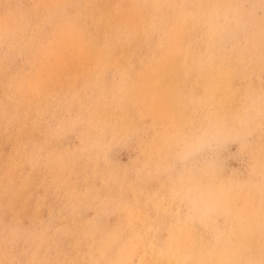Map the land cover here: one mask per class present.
<instances>
[{
  "label": "rangeland",
  "instance_id": "1",
  "mask_svg": "<svg viewBox=\"0 0 264 264\" xmlns=\"http://www.w3.org/2000/svg\"><path fill=\"white\" fill-rule=\"evenodd\" d=\"M25 1L0 0V39L6 36L13 50V59L3 58L6 49L0 42V65L10 66L18 72L16 83L11 87L7 88V80L0 81V115H3L0 116V125L10 124L11 121L10 125L13 124L15 128L23 125L26 131L32 133L39 129L35 137L29 132L24 135L13 132L0 139V264H56L61 258L67 264H145L142 248L150 254L158 251L157 264H167L166 257L172 264H193L192 260L197 258L200 259L199 264H264V248L259 238L256 239L257 251L250 255L246 253V249L255 245V237L263 239L264 235V213L259 211L251 197V190L255 189L264 201V180L253 168L247 152L239 153L235 135L218 136V141L210 137L207 126L200 129L197 125L199 115L194 103L186 105V110L191 111L189 115L186 110L181 111H186V119L190 120L179 124L180 120L183 123L181 116L170 114L165 119L163 113L156 110L163 108V105L155 101L145 103L143 95L134 97L131 106L125 98L120 97L115 102L108 99L113 91L118 92L108 87L115 83L119 72L128 70L132 74L137 69L131 65L135 63L134 56H128L129 59L125 57L128 49H136L142 56L149 53L155 56L158 64L166 61L165 55L156 56L160 50L172 56L179 55L182 62L190 59V64H193L191 58H212L213 50L206 38L203 42L205 54L195 53L184 61L182 57L187 55V48L184 46L183 50L179 43L180 37L176 34L180 28L178 21L174 22L171 18L163 22L154 21L158 2L175 18L183 15L170 0ZM209 1L178 0V3L184 7L185 15L195 13L198 8V13H202L206 20L207 13L213 14L215 8L214 3ZM230 1L231 6L236 3L239 13L248 15L251 12L249 15L256 23L244 24L238 30H231V36L219 37L221 41L231 38L225 44L227 50L229 42L241 45L250 38V27H256L258 23L264 28V0ZM164 2L170 5L162 4ZM198 2L200 5H197ZM135 3L136 10L144 8L153 15L145 26L136 30L130 25V29L121 26L122 29L118 31L103 22L106 15L112 20V14L134 10ZM36 10H39V15H36ZM20 15L29 18L31 26L20 28L16 23V17ZM231 24V27H235ZM140 29L142 31L137 32ZM125 45L127 48H124ZM248 56L261 67L264 66L262 50ZM248 61L243 59L241 62L247 65ZM261 72L264 79V69ZM170 74V77L176 75L174 72ZM177 76V84L183 88L181 91L199 82L196 91L189 93L187 98L201 105L204 117L217 114L213 108L214 96L220 88L214 85V81L207 82L204 73L200 74L196 67L191 69L189 66L182 67ZM43 78L48 79L45 86ZM76 81H79L78 84ZM36 84L41 86V92L35 88ZM246 84L243 79L238 83L236 81V86L246 89L247 94L259 95L264 91L260 89L257 79ZM178 85L174 88H178ZM26 87L30 89V94L26 92ZM159 97L155 95L156 99L163 101L164 96L162 100ZM259 98L264 103V95L257 96ZM29 103L32 106L27 112H19ZM33 104L42 106L40 119H36L30 111L35 107ZM240 110L249 111L244 107H240ZM253 112H257V109ZM261 115L264 116V112ZM51 120L52 123L49 122ZM135 129L138 132L133 133ZM61 166L68 169V174L61 172ZM215 167L221 168L220 176L215 174ZM14 170L19 172L13 173ZM66 174L67 177H64ZM63 177L67 180L65 190ZM113 197H119L118 201L115 202ZM141 206L144 211H141ZM111 209H119L116 215L119 234L110 233L112 226L116 225ZM129 209L139 212L131 213ZM144 214L153 215L155 221L149 223ZM190 224L196 226L206 240L199 244L200 252L196 251L195 246L186 245L189 258L181 261L177 254L167 251L166 244L173 241L179 228H188ZM216 230L219 231L215 233ZM55 231L67 238V247L56 245L47 248L45 240ZM143 234L158 237L151 242V239L140 238Z\"/></svg>",
  "mask_w": 264,
  "mask_h": 264
},
{
  "label": "bare ground",
  "instance_id": "2",
  "mask_svg": "<svg viewBox=\"0 0 264 264\" xmlns=\"http://www.w3.org/2000/svg\"><path fill=\"white\" fill-rule=\"evenodd\" d=\"M9 1V0H8ZM25 1V0H24ZM72 1V0H71ZM83 2V0H81ZM95 1V0H94ZM135 2V0H133ZM132 1V2H133ZM137 1V0H136ZM173 4L174 7L181 12V14L178 16V18H175L172 16L168 10L163 9V6L158 2V5L156 6L158 9H156L157 13L154 14L155 19L154 21L157 22H163L171 18L174 22L178 21V25L180 26L179 29L176 30V34L179 35L180 40L179 43L181 47L183 48L184 46L187 48V55L182 57L184 61L186 60L187 57L193 56V54L198 53V54H205V46L203 44L205 38L207 41L208 46L213 50V56L212 58L209 59H198V58H191L193 64H190V59L187 60L186 62H182L180 60V56L175 54L171 55L168 52L163 53L161 50L159 53H157L156 56L159 55H165L166 61L165 63H156L154 57L151 54H146L145 56H142V54L136 50L132 49L130 51L129 49L125 52V57L129 59L128 56H134L135 63L131 64L134 68H137L133 71V75L128 72V70H122L119 72V75L115 78L113 85L108 87V89L112 88V90H117L118 92H114L111 94V98H108L112 101H118L119 98L124 99L127 101V103L130 104V106L133 103L134 97L143 95V100L145 103H151V101H155L157 103H161L163 105V108L161 109H156L159 110L163 113V116L165 119L167 117H170V114L172 115H177L181 116L183 119V123L180 120L179 124H184L186 120H190V118L186 119V111L188 115L191 113L190 110H186V105L188 103H194L196 112L199 115V120L197 119V122L201 128H206L208 134L210 137L215 138L216 141L219 140V137H227L230 135H235V141L239 149V153L243 154L244 151L247 152V157L249 161L251 162L253 168L259 172L260 175H262V180H264V116L261 115V113L264 112V103L261 102V98L257 99V96L262 97L264 95V91L259 93H255V95L247 94L246 89H241L239 86H236V81H240L241 79L244 80L246 85L251 80L257 79V81L260 83V89L264 90V79H263V73L261 72V69H264L261 67L258 62L250 58L248 55L255 54L256 51L262 50L264 52V28L261 25H258L256 27H250L249 33H250V38L245 39L244 42L241 45H236L232 41L229 42V50L225 48V44L228 42L227 39L226 41H221L219 40V37L224 38L225 36L223 35H229L231 36V30L233 29H239V27H242L244 24L245 26L247 24H253L256 23L253 21V16L249 15L251 12L247 14H242L239 13L236 10V3H233L231 6V1L230 0H210L214 3L213 6L214 8V13H207V19L205 20V16L202 15V13H198V8L197 11L195 10V13H191L190 15H185L184 13V7H182L179 3L178 0H170ZM209 1V2H210ZM13 2V1H12ZM16 2V1H15ZM26 2V1H25ZM79 2V1H77ZM104 2V1H103ZM110 2V1H109ZM197 2V0H196ZM208 2V3H209ZM30 3V2H29ZM94 3V2H93ZM98 3V2H97ZM112 3V2H110ZM185 3V2H184ZM4 4V3H3ZM9 4V3H8ZM18 4V3H16ZM31 4V3H30ZM90 4V3H89ZM105 4V3H104ZM162 4H167L170 5L169 3H162ZM186 4V3H185ZM192 4V3H191ZM246 4V3H245ZM75 5V4H74ZM82 5V4H81ZM136 7L134 10L131 9V11H125L122 10L120 13H116L115 15L112 14V20L109 19V17L106 15L104 18L103 22L107 24V27L109 28H114L119 31V29H122L121 26H125L127 29H130V26L133 27L135 30L139 29L142 27V25L148 23L151 21L149 17H153L151 12L149 13L146 11L144 8H140L137 4L135 3ZM140 5V4H138ZM187 5V4H186ZM190 5V4H189ZM194 5V4H193ZM197 5H200L199 2ZM196 5V6H197ZM242 5V3H241ZM18 6V5H17ZM78 6V4H77ZM80 6V4H79ZM205 6V5H204ZM212 6V5H211ZM239 7L240 4H238ZM11 7V6H10ZM19 7V6H18ZM23 7V6H22ZM74 7V6H73ZM83 7V6H81ZM88 7V6H87ZM105 7V6H104ZM200 7V6H199ZM210 7V6H209ZM264 7V6H263ZM13 8V7H12ZM77 8V7H76ZM213 8V7H212ZM83 9V8H81ZM88 9V8H87ZM98 9V8H97ZM190 9V8H189ZM204 11V7L202 9ZM211 10V9H210ZM213 10V9H212ZM244 10V9H242ZM2 11V10H1ZM191 11V10H190ZM194 11V10H193ZM240 11V9H239ZM245 11V10H244ZM36 15H39V10L35 11ZM76 12V11H75ZM78 12V11H77ZM189 14V10L187 11ZM197 12V14H196ZM201 12V11H200ZM209 12V11H208ZM241 12V11H240ZM1 13V12H0ZM5 13V12H4ZM14 13V12H13ZM79 13V12H78ZM115 13V12H114ZM245 13V12H244ZM15 14V13H14ZM83 14V13H82ZM85 14V13H84ZM93 14V13H92ZM206 14V12H205ZM94 15V14H93ZM12 16V15H11ZM10 16V17H11ZM65 16V15H63ZM85 16V15H84ZM95 16V15H94ZM66 17V16H65ZM67 18V17H66ZM75 18V17H74ZM80 18V17H79ZM78 18V19H79ZM81 19V18H80ZM84 19V18H83ZM60 20V19H59ZM29 18L25 17L24 15H20L16 17V23L19 25L20 28L24 29L27 28L28 26H31L29 23ZM87 22V21H86ZM71 23V22H70ZM69 23V24H70ZM94 23V22H93ZM171 23V22H170ZM232 23V24H231ZM176 24V23H175ZM235 25L234 26H230ZM92 25V24H91ZM130 25V26H129ZM187 25V27H185ZM63 26V25H62ZM96 26V25H95ZM145 26V25H144ZM160 26L163 27V25L160 24ZM159 26V27H160ZM176 26V25H175ZM98 27V26H97ZM123 27V28H125ZM165 27V26H164ZM63 28V27H62ZM144 28V27H143ZM147 28V27H146ZM166 28V27H165ZM51 29V28H50ZM85 29V28H84ZM126 29V30H127ZM133 29V30H134ZM145 29V28H144ZM157 29V28H156ZM159 29V28H158ZM161 29V28H160ZM168 29V27H167ZM166 29V30H167ZM252 29H256V31H252ZM72 30V29H71ZM97 30V29H96ZM102 30V29H101ZM104 30V29H103ZM54 31V30H53ZM51 31V32H53ZM68 31V30H67ZM66 31V32H67ZM125 31V30H124ZM123 31V32H124ZM142 31L141 29L137 32ZM156 31V30H155ZM160 31V30H159ZM162 31V29H161ZM65 32V31H64ZM65 32V33H66ZM104 32V31H103ZM130 32V31H129ZM136 32V33H137ZM145 32V30H144ZM157 32V31H156ZM155 32V33H156ZM57 33H59L57 31ZM71 33V32H69ZM158 33V32H157ZM61 34V32H60ZM64 34V33H63ZM72 34H74L72 32ZM87 34V33H86ZM109 34V33H108ZM110 34H113L110 33ZM117 34V33H116ZM125 34V33H123ZM152 34V32H151ZM154 34V33H153ZM52 35V34H51ZM59 35V34H58ZM66 35V34H65ZM68 35V34H67ZM70 35V34H69ZM128 35V34H127ZM141 35V34H140ZM139 35V36H140ZM146 35V34H145ZM177 35V36H178ZM63 36V35H62ZM73 36V35H72ZM103 36V35H102ZM111 36V35H108ZM126 36V35H125ZM132 36V34H131ZM137 36V35H136ZM152 36V35H151ZM172 36V35H170ZM49 37V35H48ZM60 37V36H59ZM66 37V36H65ZM74 37V36H73ZM113 37V36H112ZM174 37V34H173ZM183 37V39H182ZM61 38V37H60ZM120 38V37H119ZM127 38V37H126ZM178 38V37H177ZM48 39V38H47ZM64 39V38H63ZM68 39V38H67ZM71 39V38H70ZM108 39V38H107ZM140 39V38H139ZM143 39V38H142ZM151 40L150 38H148ZM44 40V39H43ZM59 40V39H58ZM57 40V41H58ZM65 40V39H64ZM63 40V41H64ZM69 40V39H68ZM67 40V41H68ZM74 40V39H73ZM89 40V39H88ZM91 40V39H90ZM110 40V39H109ZM130 40V38H129ZM176 40V39H175ZM42 41V40H41ZM46 41V39L44 40ZM50 41V40H49ZM48 41V42H49ZM56 41V40H55ZM62 41V42H63ZM111 41V40H110ZM141 41V40H140ZM219 41L221 42L222 46L220 45ZM0 42L2 43V47L6 49V54L3 56V58H12L13 56V50L11 49V42L8 41L6 36H3L0 39ZM71 42V40H70ZM81 42V41H80ZM43 43V42H42ZM47 43V41H46ZM77 43V42H76ZM145 43V42H143ZM142 43V44H143ZM176 43V42H175ZM34 44V43H33ZM39 44V43H38ZM64 44V43H63ZM108 44V43H107ZM111 44V43H110ZM127 44V43H126ZM130 44H132L130 42ZM40 45V44H39ZM44 45V44H42ZM97 45V44H96ZM133 45V44H132ZM146 45V44H144ZM151 45V44H150ZM38 46V45H37ZM48 46V45H44ZM43 46V47H44ZM52 46V45H51ZM60 46V45H59ZM78 46V45H77ZM131 46V45H130ZM50 47V46H49ZM48 47V48H49ZM54 47V46H53ZM57 47V46H56ZM62 47V46H61ZM70 47V46H69ZM81 47V46H80ZM86 47V46H85ZM96 47V46H95ZM126 45L124 46V48ZM134 47V45H133ZM24 48V47H23ZM35 48V47H34ZM41 48V47H40ZM60 48V47H59ZM63 48V47H62ZM67 48V47H66ZM76 48V47H75ZM84 48V47H83ZM127 48V47H126ZM142 48V47H141ZM168 48V47H167ZM18 49V48H17ZM44 49V48H43ZM68 49V48H67ZM65 49V50H67ZM71 49V48H70ZM77 49V48H76ZM85 49V48H84ZM120 48H118L119 50ZM152 49V48H151ZM207 50H209L208 47H206ZM19 50V49H18ZM36 50V49H35ZM69 50V49H68ZM126 49H124L125 51ZM159 50V49H158ZM184 50V48H183ZM77 51V50H75ZM84 51V50H83ZM157 51V50H156ZM167 51V50H166ZM182 51V50H181ZM210 51V50H209ZM232 51V52H230ZM237 51V52H236ZM28 52V51H27ZM71 52V50L69 51ZM183 52V51H182ZM186 52V51H185ZM236 52V53H233ZM4 53V52H3ZM31 53V52H30ZM40 53V52H38ZM46 53V52H45ZM68 55V52H66ZM78 53V52H76ZM99 53V52H98ZM152 53V51H151ZM42 54V53H41ZM73 54V53H72ZM79 54V53H78ZM124 54V53H123ZM141 54V55H140ZM184 54V53H183ZM30 55V54H29ZM28 55V56H29ZM48 55V54H47ZM71 55V54H70ZM84 55V54H83ZM16 56V55H15ZM32 56V55H31ZM41 56V55H40ZM95 56V55H94ZM112 56V55H111ZM110 56V57H111ZM17 57V56H16ZM26 57V56H25ZM30 57V56H29ZM38 57V56H36ZM42 57V56H41ZM69 57V56H68ZM72 57V55H71ZM79 57H82L79 55ZM106 57V56H105ZM39 58V57H38ZM83 58V57H82ZM125 58V59H126ZM205 58V57H204ZM13 59V58H12ZM37 59V58H36ZM43 59V58H42ZM69 59V58H68ZM72 59V58H71ZM87 59V58H86ZM94 59V58H93ZM120 59V58H118ZM243 59H249L247 62V65H243L241 61ZM23 60V59H22ZM22 60H20L22 62ZM25 60V58H24ZM34 60V59H33ZM85 60V59H84ZM95 60V59H94ZM113 60V59H112ZM157 60V59H156ZM11 61V60H10ZM102 61H104L102 59ZM122 61V60H121ZM2 62V61H1ZM36 62V61H34ZM53 62V61H52ZM86 62V61H85ZM8 63H10L8 61ZM19 63V62H18ZM27 63V62H26ZM37 63V62H36ZM60 63V62H58ZM70 63V62H69ZM94 63V62H93ZM105 63V62H104ZM126 63V62H125ZM17 64V63H16ZM24 64V63H23ZM29 64V63H28ZM39 64V63H38ZM63 64V63H60ZM76 64V62H75ZM87 64V63H86ZM90 64V63H89ZM97 64V63H96ZM102 64V63H101ZM113 64V63H112ZM121 64V63H120ZM124 64V63H123ZM45 65V64H44ZM115 65V63H114ZM128 65V63H127ZM33 66V65H32ZM36 66V65H35ZM51 66V65H48ZM65 66V65H64ZM63 66V67H64ZM66 66H68L66 64ZM71 66V65H70ZM69 66V67H70ZM73 66V65H72ZM85 66V65H84ZM116 66V65H115ZM125 66V65H124ZM196 67L197 70L199 71L200 74H205L207 77V82H213L216 87H219L220 89L215 93L214 96V105L213 108L217 114H211L210 116H203L202 115V110H201V105L197 102H192L187 98V95L189 93L195 92L196 87L199 85V82H194L192 85H188L186 88L187 94L184 93V91H181L183 89L181 86L177 84L179 81V78L177 74L179 73L180 69L182 67ZM13 67V66H12ZM17 67V66H16ZM41 67V65H40ZM62 67V68H63ZM68 67V68H69ZM86 67V66H85ZM93 66H91L92 68ZM121 67V66H120ZM126 67V66H125ZM131 67V66H130ZM15 68V66H14ZM20 68V67H19ZM25 68V66H24ZM34 68V67H33ZM37 68V66L35 67ZM43 68V67H42ZM45 68V66H44ZM43 68V69H44ZM49 68V67H48ZM52 68V67H51ZM67 68V69H68ZM88 68V66L86 67ZM64 69V68H63ZM74 69V67H73ZM89 69V68H88ZM95 69V68H94ZM113 69V67H112ZM115 69V68H114ZM113 69V70H114ZM32 70V68H31ZM41 70V68H40ZM59 68L57 69V71ZM66 71V69H64ZM120 70V69H119ZM131 70V69H130ZM63 71V70H61ZM69 71V69H68ZM95 71V70H94ZM105 71V70H104ZM117 71V70H116ZM93 72V71H92ZM112 72V71H111ZM170 72L176 73L175 77H170ZM203 72V73H202ZM42 73V72H41ZM58 73V72H57ZM67 73V71H66ZM70 74H72L69 71ZM90 73V72H89ZM191 73V70L190 72ZM48 74V73H47ZM78 74V73H77ZM88 74V73H87ZM109 74V73H108ZM181 74V73H180ZM0 75H3V77H0V81L6 82L7 80V88L16 83V76L18 75V72L16 69H12L10 66H1L0 65ZM27 75V74H24ZM60 75V74H59ZM64 75V74H63ZM79 75V74H78ZM81 75V74H80ZM79 75V76H80ZM86 75V74H85ZM93 75H95L93 73ZM106 75V74H105ZM114 75V74H113ZM31 76V74H30ZM37 76V75H36ZM46 76V75H45ZM67 76V75H66ZM172 76V75H171ZM23 77V76H22ZM50 77V76H49ZM68 77V76H67ZM71 77V76H70ZM81 77V76H80ZM79 77V78H80ZM106 77V76H105ZM181 77V76H180ZM3 78V79H2ZM27 78V77H26ZM33 78V77H32ZM62 78V77H61ZM65 78V77H63ZM62 78V79H63ZM72 78V77H71ZM70 78V79H71ZM85 78V77H84ZM89 78L90 75H89ZM88 78V79H89ZM18 79V78H17ZM23 79V78H22ZM39 79V77H38ZM37 79V80H38ZM69 79V80H70ZM263 79V80H262ZM36 80V79H35ZM43 86L47 85V78H43ZM79 80V79H78ZM84 80V79H83ZM87 79H85L86 81ZM90 80V79H89ZM88 80V81H89ZM93 80V79H92ZM209 80V81H208ZM25 81V80H24ZM80 81V80H79ZM78 81V82H79ZM108 81V80H107ZM186 81V79L184 80ZM77 82V81H76ZM77 82V84H78ZM81 82V81H80ZM3 83V82H2ZM20 83V82H18ZM24 83V82H23ZM59 83V82H58ZM61 83V82H60ZM63 83V82H62ZM61 83V84H62ZM106 83V82H105ZM55 84V83H54ZM65 84V83H64ZM92 84V83H91ZM255 84V83H254ZM19 85V84H18ZM21 85V84H20ZM103 85V84H102ZM178 85V88H174V86ZM16 86V85H15ZM29 86V85H28ZM91 86V85H89ZM104 86V85H103ZM255 86V85H254ZM253 86V87H254ZM11 87V86H10ZM13 87V86H12ZM17 87V86H16ZM30 87V86H29ZM76 87V86H75ZM88 87V86H86ZM93 87V86H92ZM91 87V88H92ZM97 87V86H96ZM100 87V85H99ZM177 87V86H176ZM186 87V86H185ZM230 87L229 90H227ZM19 88V87H18ZM35 88L39 89V92H41V86L36 84ZM174 88L173 90H170ZM24 89V87H23ZM65 89V88H64ZM70 89V88H69ZM90 89V87H88ZM19 90V89H18ZM21 90V89H20ZM56 90V89H55ZM61 90V89H60ZM71 90V89H70ZM80 90V89H79ZM180 90V91H179ZM56 91H59L58 89ZM62 91L63 88H62ZM81 91V90H80ZM96 91V90H95ZM208 91V90H207ZM18 92V91H17ZM26 92L30 94V89L26 87ZM38 92V93H39ZM88 92V90H87ZM97 92V91H96ZM95 92V93H96ZM108 92V91H107ZM8 93V92H7ZM20 93V91H19ZM23 93V90H22ZM58 93V92H57ZM109 93V92H108ZM211 93V92H210ZM24 94V93H23ZM33 94V93H32ZM31 94V97L33 98ZM56 94V93H55ZM64 94V93H63ZM69 94H71L69 92ZM75 94V93H74ZM155 95H160L159 98L164 96L163 101H160L155 98ZM37 96V95H36ZM55 96V95H54ZM83 96V94H82ZM94 96V95H93ZM204 96V95H203ZM202 96V97H203ZM30 97V96H28ZM27 97V99H28ZM35 97V96H34ZM69 97H71L69 95ZM36 98V97H35ZM47 98V97H46ZM64 98V96H63ZM75 98V97H74ZM60 99V98H59ZM58 99V100H59ZM71 99V98H70ZM68 99V100H70ZM84 99V98H83ZM20 100V99H19ZM56 100V99H55ZM75 100V99H74ZM103 100V98H102ZM255 100V101H254ZM264 100V99H263ZM29 101V100H28ZM32 101H34L32 99ZM53 101V100H52ZM30 102V101H29ZM35 102V101H34ZM43 102V101H42ZM47 102V101H46ZM68 102V101H67ZM77 102V101H76ZM84 102V101H83ZM82 102V103H83ZM86 102V101H85ZM208 102V101H207ZM256 102V103H255ZM11 103V102H10ZM37 103H40L37 101ZM57 103V101H56ZM63 103V102H61ZM87 103V102H86ZM106 103V102H105ZM45 104V103H44ZM58 104V103H57ZM64 104V103H63ZM70 106L71 104L68 103ZM76 104V103H75ZM85 104V103H84ZM88 104V103H87ZM86 104V105H87ZM93 104V103H92ZM103 105V103H101ZM153 104V103H152ZM155 104V103H154ZM35 104H33L34 106ZM37 105V104H36ZM33 107L30 111L34 115L36 119H40L41 114L40 110L41 107ZM43 105V104H42ZM46 105V104H45ZM48 105V104H47ZM101 105V106H102ZM110 105V104H109ZM112 105V104H111ZM110 105V106H111ZM190 105V104H189ZM3 106V105H2ZM6 106V104L4 105ZM18 106V105H17ZM32 106L31 103L28 104V106L24 109H20L19 112L24 113L29 110V107ZM57 106V105H56ZM55 106V107H56ZM63 106V105H62ZM76 106V105H75ZM88 106V105H87ZM86 106V107H87ZM97 106V105H96ZM67 107V105H66ZM91 107V106H90ZM100 107V106H99ZM108 107V106H107ZM240 107L248 108L249 111L243 112L240 110ZM7 108V107H6ZM46 108V107H45ZM53 108V107H52ZM60 108V107H59ZM77 108V107H76ZM89 108V107H88ZM86 108V109H88ZM97 108V107H96ZM103 108V107H102ZM257 109V112H253ZM64 110H67L64 108ZM74 109V108H72ZM90 109V108H89ZM189 109V107H188ZM6 110V109H3ZM44 110V109H43ZM42 110V111H43ZM62 110V108H61ZM184 111L185 113H181V111ZM1 111V110H0ZM45 111V110H44ZM55 111V109L53 110ZM57 111V110H56ZM68 111V110H67ZM70 111V110H69ZM77 111V110H76ZM83 111V110H82ZM91 111V110H90ZM18 112V113H19ZM3 113V112H2ZM12 113V112H11ZM30 113V114H31ZM56 113V112H55ZM64 113V112H63ZM62 113V114H63ZM81 113V112H80ZM6 115V113H4ZM53 114V112H52ZM58 114V113H57ZM65 114V113H64ZM63 114V115H64ZM73 114V113H72ZM8 115V114H7ZM22 115V114H21ZM32 115V116H33ZM59 115V114H58ZM62 115V116H63ZM81 115V114H80ZM1 116V115H0ZM3 116V115H2ZM1 116V117H2ZM45 116V115H44ZM47 116V115H46ZM55 116V115H54ZM197 116V115H196ZM5 117V116H4ZM30 117V116H29ZM61 117V116H59ZM84 117V116H83ZM184 117V118H183ZM53 118V117H52ZM64 118V117H63ZM197 118V117H196ZM20 119V118H19ZM43 119H45L43 117ZM80 119V117H79ZM169 119V118H168ZM167 119V120H168ZM4 120V119H3ZM34 120V119H33ZM49 120V119H48ZM65 120V119H64ZM21 121V120H20ZM40 122V121H39ZM43 122V121H42ZM52 123V120L49 121ZM54 122V121H53ZM60 122V121H59ZM62 122V121H61ZM67 122V121H66ZM163 122H165L163 120ZM11 124V121L9 122ZM33 123V122H32ZM7 123H2L0 125V139L10 135L13 132L20 133V135H24L26 133H31L33 137L36 136V133L39 128H37L36 132L32 133L29 131H26L24 129L23 125H19L17 128L14 127V125H10ZM28 124V123H27ZM40 124V123H39ZM63 124V123H60ZM43 125V123H41ZM57 126V125H56ZM62 126V125H61ZM42 128V126H40ZM54 127V126H53ZM66 127V126H65ZM72 127V126H71ZM70 127V128H71ZM29 128V127H28ZM40 128V129H41ZM64 128V127H63ZM68 128V130L70 129ZM73 128V127H72ZM30 129V128H29ZM56 129V128H55ZM28 130V129H27ZM67 130V129H66ZM73 130V129H72ZM32 131V130H31ZM58 132V131H57ZM64 132V131H63ZM68 132V131H67ZM70 132V130H69ZM138 132L137 129L133 131V133ZM50 135V134H49ZM120 135V134H119ZM51 136V135H50ZM57 137V136H56ZM37 139V137H36ZM39 139V138H38ZM41 139V138H40ZM39 139V140H40ZM49 140V139H48ZM56 140V139H55ZM1 141V140H0ZM26 141V140H25ZM54 141V140H53ZM40 142V141H39ZM50 142V141H49ZM10 143V142H8ZM29 143V142H28ZM24 144V143H23ZM39 144V143H38ZM52 144V143H51ZM3 145V144H2ZM6 145V144H5ZM8 145V144H7ZM47 145V143H46ZM45 145V146H46ZM54 145V144H53ZM52 145V146H53ZM41 146V144H40ZM17 147V146H16ZM47 147V146H46ZM226 147V146H225ZM34 149V148H33ZM44 149V148H43ZM28 150V149H27ZM37 150V148H35ZM32 153V151H31ZM38 153V152H37ZM24 154L26 152L24 151ZM14 157V156H13ZM32 157V156H31ZM30 158V157H29ZM18 159V158H17ZM32 159V158H31ZM30 159V160H31ZM27 159H25L26 161ZM33 160V159H32ZM28 162V161H26ZM60 164V163H58ZM4 166V165H3ZM21 167V166H20ZM23 167V166H22ZM56 169L59 170L58 165L56 164ZM18 169V168H17ZM44 169H46L44 167ZM61 172H68V169L65 166L60 167ZM221 168L215 167L213 168L215 174L217 176H220V170ZM220 170V171H219ZM19 172V170H14L13 173ZM222 172V171H221ZM68 174V173H67ZM67 174L64 177H67ZM228 176V175H227ZM63 177V182L62 186L63 189L65 190V187L67 185V180L66 178L64 179ZM229 177V176H228ZM231 178V177H230ZM52 181H54L52 179ZM55 182V181H54ZM36 185V184H35ZM264 190V186L262 187ZM261 190V191H262ZM251 197L256 201V207L259 209L261 213H264V201L258 196V193L255 189L251 190ZM119 197H113V200L115 202L118 201ZM142 207V206H141ZM131 213H136L139 212L136 209H129ZM141 211H144V208H141ZM112 216L116 220V225H113L110 233H115L119 234V219L116 217L117 213L119 212V209H114L110 210ZM146 219L149 221V223H153L155 221V217L153 215H147L144 214ZM225 215V214H224ZM226 216V215H225ZM219 230H216L218 232ZM254 236V235H252ZM155 237H158V235H149V234H143L140 236V238L144 239H156ZM259 238L262 240L261 242V247L264 248V235L263 239L260 237H255V245L252 248L246 249V253L248 255L254 253L257 251V241L256 239ZM205 237L200 233L199 229L190 224V226L187 228H179L177 232L175 233V237L173 238V241L166 244L167 245V251H171L172 253H175L179 256L180 260L183 261V258L187 260L189 258L188 255V250L186 245L189 246H195V249L197 252L201 251V248L199 247L200 243L205 242ZM67 238L62 234L57 231H55L52 235L48 236V239L45 240L46 243H48L47 248L56 246V245H63V247H67ZM238 243V241L236 240ZM141 251L143 252L144 257L146 258L145 264H157V255L156 253L158 252L157 250L154 251L153 254H150L149 251H147L145 248H142ZM179 252V253H178ZM183 253H186L183 257ZM167 259V264H172L168 258ZM193 264H199L200 259H193L192 260ZM56 264H67V262L64 259H58Z\"/></svg>",
  "mask_w": 264,
  "mask_h": 264
}]
</instances>
